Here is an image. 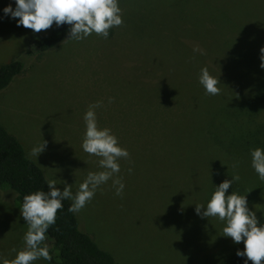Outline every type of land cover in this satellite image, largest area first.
<instances>
[{"label": "rangeland", "instance_id": "374dc122", "mask_svg": "<svg viewBox=\"0 0 264 264\" xmlns=\"http://www.w3.org/2000/svg\"><path fill=\"white\" fill-rule=\"evenodd\" d=\"M118 2L123 23L107 38L92 33L29 57L23 53L31 36H48L55 23L39 33L17 27L3 13L15 0H0V67L13 59L26 65L0 92V123L47 180L61 190L67 183L75 194L88 172L103 170L100 158L81 147L84 113L101 101L98 126L111 129L129 152L116 174L125 187L117 196L112 179L99 186L76 212L81 230L116 264H216L244 248L223 236L225 221L195 212V204L206 207L219 175L239 176L249 209L256 215L264 209V180L250 153L230 157L211 135L230 140L236 119L221 108L248 106L264 86V0ZM204 67L218 80L217 95L199 83ZM238 122L264 136V108ZM45 141L38 157L30 155ZM15 198L0 189V262L9 264L28 230Z\"/></svg>", "mask_w": 264, "mask_h": 264}, {"label": "clouds", "instance_id": "9594fccd", "mask_svg": "<svg viewBox=\"0 0 264 264\" xmlns=\"http://www.w3.org/2000/svg\"><path fill=\"white\" fill-rule=\"evenodd\" d=\"M5 17L16 21V26H23L39 33L53 24L57 27L68 25L67 38L64 40L80 41L92 33L107 38L109 29L123 23L118 0H15L3 8ZM199 51V49H193ZM260 68L264 69V46L260 48ZM199 83L206 94L217 95L220 92L218 80L209 73L207 67L201 68ZM112 98H109V103ZM101 101L89 105L84 113L85 132L82 141L84 152L99 157L98 165L102 171L88 172L73 194L71 185L65 183L63 190L56 187L55 180H48V191L38 190L26 194L20 207V214L28 225L24 234L25 247L17 252L10 264H34L38 259L51 260L46 246H41L49 226L55 222L56 213L63 209L62 201L70 200L68 211L79 212L95 195L96 189L112 179L115 194L120 196L124 183L116 174L120 172V159H127L129 152L120 146L118 138L107 127H99L96 109ZM45 143L34 146L30 155L39 156L45 149ZM251 167L264 180V149L256 147L250 150ZM131 172V169H129ZM239 176L225 179L208 200L206 207L195 204V212L201 218L217 217L225 221L223 236L231 238L233 243L243 241V250L238 249L236 255L244 257V264H264V223H261L254 211L248 207L247 197L235 192L227 194ZM203 209V211H202ZM0 264H9L7 260Z\"/></svg>", "mask_w": 264, "mask_h": 264}, {"label": "trees", "instance_id": "16d2710c", "mask_svg": "<svg viewBox=\"0 0 264 264\" xmlns=\"http://www.w3.org/2000/svg\"><path fill=\"white\" fill-rule=\"evenodd\" d=\"M68 27L66 24L60 27L55 25L48 36H31L23 54L29 57L42 56L57 49L67 38ZM25 68V62L21 59H13L2 65L0 92L23 74ZM222 108L219 113L236 119V122L233 125L235 134L230 140H224L223 137L211 131L213 140L220 149L234 158L243 153H250V150L256 147L264 149V136L259 137L258 129L248 128L244 131L242 129L244 127L238 122L242 116L250 113L252 116L258 108H264L263 85L254 92L248 106L237 105L234 110L232 108V111L226 106ZM260 129L263 130V127L260 126ZM232 176L235 175L227 171L222 172L218 178V185L225 179H231ZM47 181L44 171L28 157L21 142L0 123V189H10L15 192V199L20 208L26 194L38 190L48 191ZM244 188V184L239 179L230 186L227 194L235 192L244 196ZM62 204L63 209L57 211L55 222L49 226L45 239L41 242V246H46L49 251L51 256L49 262L52 264H116L109 252L99 247L89 234L81 230L77 214L68 211L70 200H64ZM257 218L264 223V209L260 211ZM244 259V257H238L235 252L216 264H244ZM248 264L252 262L249 261Z\"/></svg>", "mask_w": 264, "mask_h": 264}]
</instances>
